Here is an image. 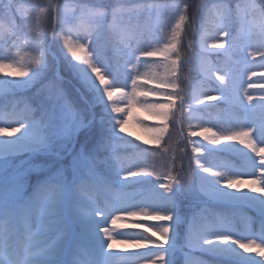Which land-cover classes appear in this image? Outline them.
I'll use <instances>...</instances> for the list:
<instances>
[{
	"label": "snow or ice",
	"instance_id": "snow-or-ice-1",
	"mask_svg": "<svg viewBox=\"0 0 264 264\" xmlns=\"http://www.w3.org/2000/svg\"><path fill=\"white\" fill-rule=\"evenodd\" d=\"M161 7L168 9L163 18L158 11ZM191 7L194 4L179 0L163 6L146 0H114L110 7L102 0H72L71 4L68 0L63 4L48 0L44 6L26 8L20 0H0V70L15 68L0 75V99L37 84L38 96L48 93L38 105L39 118L26 102L22 109L16 102L0 103V125H7L0 127V264H113V258L120 254L106 249H113L116 236L123 235L138 236L135 246L148 249L129 253L126 264H165L166 256V264H177V252L184 253L185 264H264V186H260L264 185V95L254 98L247 88L241 91L235 75H221L220 70L213 73L203 63L204 54L219 55L221 49L229 53L241 39L249 41L246 47H252L255 37L261 50L250 55L259 57L264 66V0H236L234 4L232 0H214L202 18L190 16ZM154 13L161 33L169 17L174 22L168 24L169 32L152 42ZM125 15L127 25L123 23ZM49 17L51 40L45 26ZM233 21L238 25L235 30L231 28ZM210 22L215 35L209 34ZM186 30L199 34L201 75L218 81L222 93V97L207 93L203 99L195 97V105L222 99L244 113L243 118H234V127L220 131L205 128L200 133L208 143L192 148L197 154L195 180L177 168L185 149L179 141L175 146L169 143V122L181 126L185 109L179 73L181 64L188 62L181 55ZM141 42L147 47L141 48ZM187 47L191 49L190 41ZM13 48L15 53H11ZM108 48L114 53L115 66L106 56ZM122 51L126 59L120 55ZM50 56L62 59L72 74L75 84L69 82L67 91L58 70L44 83L45 74L54 67L50 66ZM157 56L165 61V77H152L160 79V85L142 91L147 85L139 83L142 74L138 65L141 58ZM121 75L124 86L118 88ZM255 76L257 73L251 72L249 80ZM259 76L264 79V73ZM128 81L131 91L127 90ZM253 87L248 83V88ZM260 87L264 89V84ZM169 91L168 103L149 99ZM134 104L162 121L151 129L154 138L144 141L157 148L141 147L136 143L139 137L128 138L131 133L122 135ZM188 109L191 112L193 105ZM81 130L95 135L86 137L77 150ZM206 132L212 134L204 135ZM221 141L235 142L223 145L222 150L238 153L242 165L202 162L204 153L216 152L214 145ZM62 152L72 156L70 170L61 167ZM22 153L28 158L21 166H14L11 158ZM158 156L164 157L162 175L168 181L164 184H159L160 174L148 170L147 161ZM36 158L44 159L46 174L43 180L37 177L39 182L28 192L24 189L26 173L41 169L33 163ZM152 176L157 179L151 180ZM246 176L252 179H242ZM134 183L151 185L141 189L146 193L144 198L137 200L130 191ZM186 192L201 205L190 219L181 216L176 200ZM242 206L258 212V218L244 216L243 231L231 211ZM138 212L149 215L145 223H158L143 232L105 226L125 218L120 213L135 216ZM257 219L258 231L253 227ZM185 223L187 229L181 237L180 226ZM185 248L199 250L209 259L194 262Z\"/></svg>",
	"mask_w": 264,
	"mask_h": 264
},
{
	"label": "rangeland",
	"instance_id": "rangeland-1",
	"mask_svg": "<svg viewBox=\"0 0 264 264\" xmlns=\"http://www.w3.org/2000/svg\"><path fill=\"white\" fill-rule=\"evenodd\" d=\"M38 3L36 5H40L41 3H48V0H36ZM180 1V0H179ZM183 2H187L190 4H194V7H191L189 9V15L197 14L199 17L202 14V8L198 7V4L195 2V0H182ZM54 3L56 1L53 0ZM174 2V0H165V1H151L149 3H155L159 5H170ZM159 14L161 18L167 15L168 9L165 7H161L159 10ZM155 17L156 13L153 14V21H152V31L151 34L154 35L153 39L160 38L164 34L161 33L158 29V24L155 23ZM172 17H169L168 23L170 22ZM127 25V23H124ZM192 27H195V23L193 22ZM238 27V26H237ZM216 30L212 33H209L210 35H215ZM184 41L185 44L181 48V55L184 58L185 61H188L187 63L181 64V71L179 73L181 80L180 84H184V86H181L183 91L180 93L184 97L185 100V109L184 114L180 118L181 120V126H173V130L176 132V136L174 140L172 141L174 144L177 143V141L180 142L182 148L185 149L184 152V162H183V170L182 174H186L189 178L192 180L196 179V173H197V165L195 163V156L192 155V148L196 147L199 143V139L196 137L198 134L203 132L205 128H210L213 131H220L221 128L227 129L229 127H234V118L235 117H244V113H242L239 108L233 106L229 107L226 102H224L222 99L217 100H204V104L199 105L198 107L195 105L194 98L199 97L201 99L204 98V94L207 93L211 96L216 97H222L221 91L218 90V81H216L213 78H210L208 76H201L200 78H197L193 80L191 78L190 72L193 69V65L196 63H199L201 65V53H200V45H199V34L195 31H188L186 30L184 33ZM191 42L192 47L189 49L187 47V42ZM154 42V41H153ZM211 40H209V44H211ZM249 43L246 39H241L237 42V47L233 50H231L229 53H224V50L221 49L219 55L216 53L204 54L203 56V63L206 68L210 69L213 73L215 71L220 70L221 75H225L226 73H232L236 77V82L238 85H242L241 91L244 88H247L248 93L252 95L254 98H258L261 95H264V89H261V85L264 84V79H261L259 74L264 73V66H261V61L259 57H256L253 59V57L250 55L251 52L261 50V46L259 43L256 42V39L253 37V40L251 41L252 47H246V45ZM162 46V44L157 45ZM229 47L228 43H225V49ZM124 59H126V52L122 51L120 54ZM54 58V57H53ZM163 62V57L161 58ZM55 62L59 63L60 59L54 58ZM123 64V59L121 60ZM57 67V66H56ZM139 72L142 74V78L139 81V83L147 85V88L142 89V91H146L148 88H154L158 87L160 85V79H152V77H163L160 75L159 71L155 67V64H152L149 69L145 71V74L143 73L144 67L141 65V63L138 65ZM57 70V69H56ZM251 72H256L257 76L251 77L249 80V77L251 76ZM147 73V74H146ZM59 74L62 75V79H65L71 84H74L67 76L63 74V71L61 70V66L59 67ZM165 74V72H164ZM151 79V83H149V80ZM130 84V81H128ZM248 83H251L254 85L253 88H248ZM78 87V86H77ZM189 94L190 98V104L194 105V108L191 112L188 111L186 108V95ZM167 95H171V91L169 93L162 95V96H155V97H149L150 100L161 102V103H168L167 101ZM255 102V101H254ZM177 105L179 106L180 101L177 100ZM215 103V107L213 109H206L204 108L207 104H213ZM188 112V113H187ZM188 116L189 120H185V117ZM260 112L259 110L256 113L257 119H259ZM250 118V117H249ZM0 127H7V125H0ZM195 133V135H192ZM93 134V133H92ZM91 134V135H92ZM190 134V135H189ZM205 134L211 135V132H206ZM87 133V136H91ZM191 140V143L188 142V140ZM222 143L228 144V143H235V142H228V141H221ZM77 150H79V145L77 144ZM212 154V153H211ZM209 153H204V160L202 162L204 163H230L237 166L242 165L241 163L237 162L236 160L232 159H224L220 157L219 155L211 156ZM27 155L24 157H15L13 158L15 160H11V163L19 167L22 165L23 161L27 159ZM61 160V167L67 170H70L71 164H72V156L68 153H61L60 155ZM34 164L41 165V169L32 170L30 172L26 173L25 181L30 180L32 183V187H27L24 182V187H27L25 189L28 192H31L35 185L39 182L37 177L40 178V180H43L45 178L46 174V168L47 165H45L43 158H36L33 161ZM220 170V169H217ZM245 181L252 179V177H242ZM264 186V185H260ZM140 190V191H139ZM130 191H134L136 194V199L140 200L144 198L146 193L144 191H141V189L133 190L130 189ZM253 214L246 215L248 217H257L258 218V212ZM181 216L190 219L195 212L188 214L187 207L181 206L180 210ZM121 216L125 217L119 220H116L115 224L112 225L111 222H109L108 225L116 229L117 231H134V232H143L146 231L148 228H151L154 223H158L156 221H151L148 223H145V221H149V215H145L143 212H138L135 216H128L127 213H120ZM238 228L243 231L245 229L244 219L240 221L236 220ZM258 219L257 222L253 225L255 230H259L258 225ZM187 229V224H182L180 226V234L183 237ZM115 235V233H113ZM148 235H151L150 232L147 233ZM139 237L136 236L133 238L132 236L123 235V236H116L114 241V248L113 249H106V251L113 252V253H119L120 255L118 257L113 258V264H126L128 254L134 253V252H147L148 249L146 248H137L135 246V241L138 240ZM155 239V238H154ZM112 242V241H110ZM181 245L183 244L180 242ZM149 248L154 247V245H149ZM185 252H188L191 256L192 260L198 261V260H208L209 257L203 253H201L199 250H191L184 249ZM250 255H255V253H252ZM258 259L260 257H257ZM165 264L168 260V257L165 258ZM177 264H185V256L184 253L181 254V257L176 261ZM132 264H137L136 261H133ZM156 264H160L159 261L156 262Z\"/></svg>",
	"mask_w": 264,
	"mask_h": 264
},
{
	"label": "trees",
	"instance_id": "trees-1",
	"mask_svg": "<svg viewBox=\"0 0 264 264\" xmlns=\"http://www.w3.org/2000/svg\"><path fill=\"white\" fill-rule=\"evenodd\" d=\"M54 1H56L57 4H63L65 2V0H54ZM151 1L155 2V1H165V0H146V2H151ZM20 2L23 3L26 8L34 7V6H44V5H46V3H44V4L41 3L40 5H36L38 3L36 0H20ZM68 2L71 4L72 0H68ZM97 2H100V0H97ZM102 2H103V4L106 7H110L113 4L114 0H102ZM179 2L180 3H184L182 0H180ZM195 2L198 4V7L202 8V14L200 16L202 18L204 13H205V11L214 2V0H195ZM232 2L234 4L236 2V0H232ZM240 2L244 3L245 0H240ZM259 2H260V0H257V3H259ZM51 20H52V17H49L48 18V23L45 25L46 26V30H47V37L49 38V40L51 38V33H52ZM127 21H128V17H127V15H125L123 17V22H127ZM172 22H174L173 18H171V20H170V22L168 24H170ZM168 24L164 25V33L169 32ZM232 25H233L232 29L235 30L236 27H237V24L235 23V21H233ZM232 25H231V27H232ZM159 27H160V25L158 26V29H159ZM215 30H216L215 27L210 22L209 25H208L209 33H212ZM152 36H154V35H152ZM156 39H159V38H156ZM153 41H154V39H153ZM139 46L141 48L147 47V45L144 42H141V44ZM15 51H16L15 48L11 49V53H15ZM54 51L57 52V54H58V49H54ZM138 54L139 53L137 52V55ZM106 56L108 57L109 62L111 64H113V66H115L116 61H115V58H114V53L111 50V48H108L106 50ZM161 58H162L161 56H157V57H154V58H146V59L145 58H141V65L144 67V70H143L144 72L143 73L145 74V71L147 69H149V67H151L152 64H155V67L159 71L160 75L165 77V74H164V72L166 73V69H165V66H164L165 62H163ZM49 63H50V66H54V67H52V69L48 73L45 74L46 79L44 80V83H48L52 79V77L54 75H56V62H55L54 58H52L51 56L49 57ZM121 64H122V61H121ZM60 66H61V70L63 71V74L65 76H67L75 84V81L72 80V74L70 73L69 69L67 68L65 62L62 59H60ZM14 70H15L14 67L5 68L3 70H0V75H5L6 73H10V72H12ZM102 71H104L103 68H102ZM190 75H191V78H193V80H195V79H197V78H199L201 76L200 64L199 63H196V64L193 65V69L191 70ZM61 80H62V82L65 85V91H67L68 90V86H69V81L64 80V79H61ZM109 80L111 81V77H109ZM123 86H124L123 75H121L120 81L116 83V87L119 88V87H123ZM181 86L185 87L184 84H181ZM39 87H40V85L37 84L36 86L31 87L29 89L18 90L15 93L14 97L13 96L4 97L3 99H0V103H8V104H10L11 102H16L18 108L22 109L24 107L25 102H26L34 110H36L33 114L37 118H39L40 111L37 110L38 109V105L41 103V99L44 96L48 95V93L46 91H44L38 96L37 95V88H39ZM127 90L131 91V85L129 83H128V89ZM69 99L71 100L72 97L70 96ZM187 102H190L189 94L186 95V108L188 109V105L190 103L187 104ZM159 103H161V102H159ZM227 105L229 107L233 108V105H229L228 103H227ZM204 107L207 108V109H213V107H215V104L214 103L213 104H208V105H205ZM193 108H194V105H193ZM188 111H189V109H188ZM126 119H127V123L124 125V127H125V129L127 131L125 133H123L122 135L127 136L128 133H131L132 136H130L128 138L132 139V140H135L136 137H139V139L136 140V143L138 145H140L141 147H148V148H157L158 147L156 145H145L144 141H148V140H151V139L154 138V136L156 134L153 131H151V129L154 128V127H157V126H159L161 124L162 121L160 119L155 118L154 114L152 112H149L146 108H144L140 104H134L131 107V109H129V114L126 117ZM185 120H189L188 116L185 117ZM141 121H144V123H141ZM169 124H170L169 132L172 135V139H171V141H169V143L172 146H175L176 144H174L172 141L174 140V138L176 136V132L173 130V126H172L171 122H169ZM22 130L23 129H21V131ZM8 132L10 133L11 130H8ZM18 134L19 133H15L13 135H18ZM4 135H8V133H5ZM94 135H95V133H93L91 136H87V132H85L84 130H81V132L79 133V136L77 138L78 142H79L77 144L79 145L80 143H83L85 141L86 137L91 139L92 136H94ZM204 135H208V134L204 133ZM196 137L199 139V143H198L197 146H199L200 142H203L204 144L208 143V141L204 140V137L202 135L198 134ZM165 139L167 140V137H165ZM162 144H163V142H162ZM223 145H224V143H222V142L220 144H218V145H214V147L217 149V151L212 153L211 156L219 155L220 157H222L224 159H229L230 158L232 160H236V161H239V162L243 163V161H242V159H241V157L239 156L238 153L223 151L222 150V146ZM180 147L182 148L181 144H180ZM25 155H27V154H23L22 153V154H19L16 157H24ZM125 155H127V154H125ZM192 155H196V154L192 153ZM163 159H164V157L158 156L155 159H150V160L147 161V164L149 165L148 170L149 171H155L158 174H160L161 178L159 180V184H164V183L168 182L166 179L163 178V175H162V172L164 171V169L162 168ZM11 160H14V159L11 158ZM184 160L185 159H182V160L178 159L177 168L179 170H181V171L183 170V162H184ZM14 162H15V160H14ZM144 164H145V162L142 161L140 163V166L143 167ZM135 170L136 169L133 168V171H135ZM122 175H125V173H122ZM156 179H157L156 176H152L151 177V180H153V181L156 180ZM25 182H26L25 184L27 185V187H30V188L32 187V183H31L30 180L25 181ZM150 186L151 185H149V184L137 185V184L134 183L132 189H134V190L147 189ZM27 187H24V189H27ZM176 200H177V203L179 205V211L181 210V206L183 205V206L187 207L188 214H191L193 212L197 213V212H199V210L201 208V205L198 203V201L196 199H194L193 196L187 194V192L184 195H178L176 197ZM254 210H256V209H253V208H250V207H247V206H242V207H239V208H236V209H232L231 211L235 213L236 219L239 220L242 216H244L246 214H250ZM180 242H182V239H181ZM181 254H182V252H177L176 257H175L176 261L181 257Z\"/></svg>",
	"mask_w": 264,
	"mask_h": 264
}]
</instances>
